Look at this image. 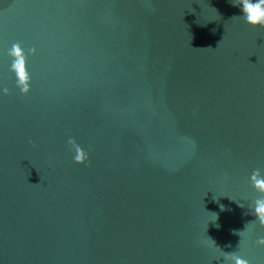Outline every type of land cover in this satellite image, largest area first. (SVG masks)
I'll return each mask as SVG.
<instances>
[{
	"label": "water",
	"instance_id": "1",
	"mask_svg": "<svg viewBox=\"0 0 264 264\" xmlns=\"http://www.w3.org/2000/svg\"><path fill=\"white\" fill-rule=\"evenodd\" d=\"M256 168L264 27L230 0H0V264H264Z\"/></svg>",
	"mask_w": 264,
	"mask_h": 264
},
{
	"label": "clouds",
	"instance_id": "2",
	"mask_svg": "<svg viewBox=\"0 0 264 264\" xmlns=\"http://www.w3.org/2000/svg\"><path fill=\"white\" fill-rule=\"evenodd\" d=\"M230 2L233 4V6L239 8L242 17L247 24L252 26L264 27V0H236L235 3L233 2V0H230ZM12 54L19 58L14 62L13 67L17 69L19 73L21 92L27 94L30 90V83L29 76L25 67L23 53L20 47L16 46ZM4 91L7 92L8 90L5 88ZM67 142L72 146V149L74 150V161L81 162L87 158L86 153L80 148L79 145L76 144L74 138L69 137ZM250 180L252 187H254L257 192L264 194V169H254L250 176ZM252 214L256 217V220L259 221V224L261 226H264V195L259 196L255 200ZM250 223L254 222H249V224ZM245 230L238 231L235 234L241 236ZM257 243L260 245H264V237H261L257 241ZM222 254L227 260L235 261V264H250V261L243 258L238 252H223Z\"/></svg>",
	"mask_w": 264,
	"mask_h": 264
}]
</instances>
